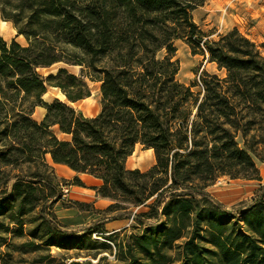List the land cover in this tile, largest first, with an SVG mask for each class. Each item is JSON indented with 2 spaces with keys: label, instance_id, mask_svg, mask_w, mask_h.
Listing matches in <instances>:
<instances>
[{
  "label": "trees",
  "instance_id": "trees-1",
  "mask_svg": "<svg viewBox=\"0 0 264 264\" xmlns=\"http://www.w3.org/2000/svg\"><path fill=\"white\" fill-rule=\"evenodd\" d=\"M207 1L0 0L3 20L28 42L0 35V238L29 229L40 242L22 247L50 252L72 238L55 211L68 179L57 176L50 155L101 179L91 188L111 200L106 210L148 207L134 220L154 222L131 234L125 229L122 238L110 236L119 264H264V187L244 212L207 190L222 176L260 179L264 55L236 27L209 38L193 14ZM177 39L208 54L227 76L205 72L202 91L195 92L177 77ZM58 62L78 65L80 72L39 71ZM88 79L101 82L95 116L74 106L91 96ZM50 86L67 101H45ZM37 106L47 111L41 121L33 117ZM257 125L262 140L251 134ZM139 143L155 153L147 170L127 166ZM72 184L86 186L79 176ZM65 205L96 209L81 201Z\"/></svg>",
  "mask_w": 264,
  "mask_h": 264
},
{
  "label": "rangeland",
  "instance_id": "rangeland-1",
  "mask_svg": "<svg viewBox=\"0 0 264 264\" xmlns=\"http://www.w3.org/2000/svg\"><path fill=\"white\" fill-rule=\"evenodd\" d=\"M193 14L195 21L210 35L209 38L218 39L219 34H224L236 27L255 41L264 55V0H208L203 6L195 9ZM0 19L3 20L1 12ZM8 22V27L13 33L9 35L2 33L0 35L9 41L15 37L17 41L26 45L28 43L26 38L18 35L12 21ZM13 27L16 29L15 31L12 30ZM175 45L177 47L175 58L180 61V71L177 77L183 83L193 85L192 89L195 92L202 91L200 76L203 73L218 74L221 78L227 76L226 70L220 69L217 63L210 61L208 54L205 55L200 51L195 53L185 40L177 39ZM164 54L165 51L160 52L161 56ZM61 67H66L71 73L78 74L80 72V66L65 62H58L50 67L40 68L39 71L43 75H48L58 72ZM87 81L91 96L75 103L74 106L86 115H96L101 105V82L91 81L90 79ZM56 98L67 101L59 88L48 87L43 99L52 102ZM37 120L41 121V119ZM260 128L259 125L255 126L251 134L256 133L257 139L262 140ZM54 130L57 133V130ZM59 135L60 137L64 136L63 134ZM238 139L241 140L240 137ZM262 146L261 143L259 145L261 150ZM135 150H137V157L142 156L144 158L141 164L130 163L135 168L147 170L156 163V158L153 160L151 153L144 145L137 144ZM256 162L260 170V179H234L229 176H222L207 189L208 192L227 208L235 212H244L253 202L256 193L264 187V163L258 158H256ZM56 174L58 177L60 176L57 171ZM74 178H66L68 179L66 183L68 185H65V187H68V191L63 190L62 201L55 205V211L60 222L64 225L65 230L72 232V238L62 244L52 246L50 248L51 252L46 248L27 251L29 248L22 247L23 242L28 240L40 242V240L30 237L28 235L29 229H27L24 236H16L7 231L2 233L3 235L0 238V252H3L0 264H71L73 260H91L94 264H97L101 257H106L102 264H119L115 254L116 246L113 239H109L110 236L114 234L118 235V238H122L126 234L125 229L127 234H131L135 231L138 232L144 225L155 221V219H146L145 221L144 218L145 223L140 225L138 224L140 221L134 220V213L138 210L139 212L149 210L146 206L128 211L118 210L112 212L106 210L111 202L101 200L96 195V190L91 188L93 184L90 182L85 181L86 186L72 184ZM14 180L15 178L11 182ZM70 201L86 202L95 206L96 209L80 210L76 207H66L65 204L68 205ZM28 228H31V225ZM103 243L110 245V247L107 248L102 245ZM49 253L52 255L51 258L46 257ZM172 264H179V262L176 260Z\"/></svg>",
  "mask_w": 264,
  "mask_h": 264
},
{
  "label": "crops",
  "instance_id": "crops-1",
  "mask_svg": "<svg viewBox=\"0 0 264 264\" xmlns=\"http://www.w3.org/2000/svg\"><path fill=\"white\" fill-rule=\"evenodd\" d=\"M87 99V98H86ZM85 100V99H83ZM79 102V101H78ZM78 102H75V103H78ZM74 103V104H75ZM86 115V114H85ZM87 116H95V115H87ZM37 120V119H36ZM40 121V120H39ZM130 158L131 156L128 158L127 160V166L129 168H135V166L131 165L130 164ZM48 161L51 165H53L56 169V171L59 173V177H66V178H69V177H75V176H79L84 182H90L92 183L93 185L92 186H98V185H101L102 184V180L91 175V174H87V173H77L75 172L74 170H72L71 168H69L68 166L64 165V164H57V163H54L53 160L50 162L49 158H48ZM96 195H97V192H96ZM98 196V195H97ZM101 200L103 201H110V199H107V198H103L101 196H98Z\"/></svg>",
  "mask_w": 264,
  "mask_h": 264
},
{
  "label": "bare ground",
  "instance_id": "bare-ground-1",
  "mask_svg": "<svg viewBox=\"0 0 264 264\" xmlns=\"http://www.w3.org/2000/svg\"><path fill=\"white\" fill-rule=\"evenodd\" d=\"M8 21L6 20H2L0 19V34H6V35H9V34H12L13 32L9 29L8 27ZM13 31H15L16 29L13 27L12 29ZM21 37H24L23 35H19ZM86 108V107H85ZM46 108L45 107H42V106H37L36 109H35V112L33 114V117L34 119H43L46 115ZM53 129H56L57 130V134H62L60 132V129H59V126L56 125L53 127ZM60 136V135H59ZM62 138H66L65 135L62 137ZM148 151L151 153V156L153 158V160H155V153H154V150L151 148V149H148ZM49 158L50 160H52L51 156L49 155ZM132 158V159H131ZM130 158V163H140L143 162L144 158L142 156H138L137 157V150L134 151V153L132 154Z\"/></svg>",
  "mask_w": 264,
  "mask_h": 264
},
{
  "label": "built area",
  "instance_id": "built-area-1",
  "mask_svg": "<svg viewBox=\"0 0 264 264\" xmlns=\"http://www.w3.org/2000/svg\"><path fill=\"white\" fill-rule=\"evenodd\" d=\"M63 190L65 191V192H67L68 191V187L66 186H63Z\"/></svg>",
  "mask_w": 264,
  "mask_h": 264
}]
</instances>
